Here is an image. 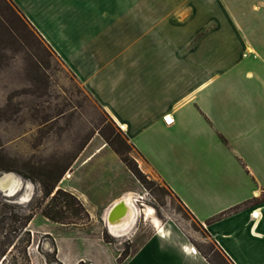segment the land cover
<instances>
[{
	"label": "crops",
	"instance_id": "1",
	"mask_svg": "<svg viewBox=\"0 0 264 264\" xmlns=\"http://www.w3.org/2000/svg\"><path fill=\"white\" fill-rule=\"evenodd\" d=\"M10 1L229 260L264 264V0ZM122 264L210 263L155 233Z\"/></svg>",
	"mask_w": 264,
	"mask_h": 264
},
{
	"label": "rangeland",
	"instance_id": "2",
	"mask_svg": "<svg viewBox=\"0 0 264 264\" xmlns=\"http://www.w3.org/2000/svg\"><path fill=\"white\" fill-rule=\"evenodd\" d=\"M197 1L220 13V0ZM0 171L12 172L19 182L10 196L0 188L6 203L0 208V264H122L160 229L214 264H225L204 224L147 166L10 0H0ZM120 187L127 190L119 197L132 195L138 216L126 233L114 236L98 206Z\"/></svg>",
	"mask_w": 264,
	"mask_h": 264
},
{
	"label": "bare ground",
	"instance_id": "3",
	"mask_svg": "<svg viewBox=\"0 0 264 264\" xmlns=\"http://www.w3.org/2000/svg\"><path fill=\"white\" fill-rule=\"evenodd\" d=\"M16 178L12 172L6 171V173L4 174V177L2 178V184L0 185V188L5 189V187H9V190L11 192H14L15 189L19 185V182ZM120 201L123 202V205L119 206L114 213L115 217H119V218H116L118 220L108 221L107 215H106V226L108 230L111 232V234H113L114 236H120L126 233L131 228V226L134 224L138 216V208L133 200L132 195L120 197L115 203L120 202ZM115 203H113L111 207ZM146 214L149 216H152L153 210L151 208H148L146 211ZM157 227L160 228L159 225H157ZM162 231L163 230L160 229L159 233L162 234ZM162 235H164V232Z\"/></svg>",
	"mask_w": 264,
	"mask_h": 264
},
{
	"label": "trees",
	"instance_id": "4",
	"mask_svg": "<svg viewBox=\"0 0 264 264\" xmlns=\"http://www.w3.org/2000/svg\"><path fill=\"white\" fill-rule=\"evenodd\" d=\"M16 7V6H15ZM17 8V7H16ZM22 16H23V18L27 21V19L25 18V16L23 15V14H21ZM28 22V21H27ZM29 23V22H28ZM29 25L32 27V29L35 31V29L33 28V26L29 23ZM36 32V31H35ZM37 33V32H36ZM38 34V33H37ZM39 35V34H38ZM40 37V36H39ZM41 38V37H40ZM42 39V38H41ZM43 40V39H42ZM123 133V132H122ZM125 136V135H124ZM125 138H126V136H125ZM127 139V138H126ZM128 141V140H127ZM116 152H118V153H120V155H121V160L124 162V164L126 165V167L139 179V181L141 182V183H144V179H143V177L141 176V174L139 173V171L137 170V167L134 165V164H131L128 160H127V158L126 157H124V156H122V153L120 152V150H115ZM60 190H59V188L58 189H56L55 190V193L54 194H56V193H58ZM50 193V192H49ZM6 205V203H5V201H3V200H1L0 201V208L1 207H4ZM242 206H244V205H240V206H237L235 209H239L240 207H242ZM234 209V210H235ZM228 213V212H227ZM224 214H226V213H223V214H221L220 216H222V215H224ZM3 221V219H2V217H1V211H0V224H1V222ZM212 242H213V244L215 245V247H216V251H214L215 253H216V255L218 256V258H220V260L223 262V263H225V264H233L230 260H229V258L221 251V249L217 246V244L215 243V241H213L212 240ZM199 253H201L206 259H207V261L210 263V264H214L209 258H207V256L206 255H204L202 252H200L199 251Z\"/></svg>",
	"mask_w": 264,
	"mask_h": 264
},
{
	"label": "water",
	"instance_id": "5",
	"mask_svg": "<svg viewBox=\"0 0 264 264\" xmlns=\"http://www.w3.org/2000/svg\"><path fill=\"white\" fill-rule=\"evenodd\" d=\"M6 173V171H0V185L2 184V178L4 177V174ZM2 190V189H1ZM5 193H6V195H8V196H10V195H12L14 192H11L10 190H9V187H5V189L3 190ZM123 205V202L122 201H120V202H117V203H115L110 209H109V211H108V214H107V220L108 221H112V220H118V219H116V218H119V217H115L114 216V213H115V211L117 210V208L119 207V206H122Z\"/></svg>",
	"mask_w": 264,
	"mask_h": 264
},
{
	"label": "built area",
	"instance_id": "6",
	"mask_svg": "<svg viewBox=\"0 0 264 264\" xmlns=\"http://www.w3.org/2000/svg\"><path fill=\"white\" fill-rule=\"evenodd\" d=\"M166 122H170L171 120H167V118H164Z\"/></svg>",
	"mask_w": 264,
	"mask_h": 264
}]
</instances>
